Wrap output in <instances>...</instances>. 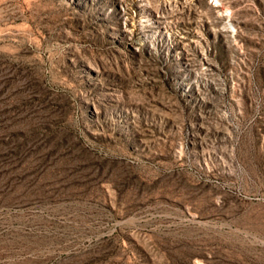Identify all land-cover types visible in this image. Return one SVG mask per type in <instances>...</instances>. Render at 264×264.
Here are the masks:
<instances>
[{
	"label": "rangeland",
	"instance_id": "obj_1",
	"mask_svg": "<svg viewBox=\"0 0 264 264\" xmlns=\"http://www.w3.org/2000/svg\"><path fill=\"white\" fill-rule=\"evenodd\" d=\"M0 264H264V0H0Z\"/></svg>",
	"mask_w": 264,
	"mask_h": 264
}]
</instances>
